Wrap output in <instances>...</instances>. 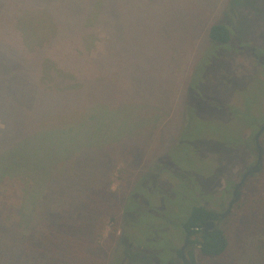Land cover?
Listing matches in <instances>:
<instances>
[{
	"label": "rangeland",
	"instance_id": "1",
	"mask_svg": "<svg viewBox=\"0 0 264 264\" xmlns=\"http://www.w3.org/2000/svg\"><path fill=\"white\" fill-rule=\"evenodd\" d=\"M16 1L13 11L17 17L13 12L12 19L0 24V146L5 149L0 164L13 166L24 140L34 131L47 126L48 130L65 128L69 122L85 119L81 113L71 118L55 115L74 109L68 96L56 94L54 101L51 96L36 99L42 88H33L30 74L27 79L16 57L27 56L31 61L33 57L38 63L42 56L44 71L64 78L75 71L82 73L75 70L87 65L82 56L93 57L98 73L104 70L100 65L105 66L111 85L105 89L68 87L76 92L79 106L86 112L90 106L104 108L108 100L112 104L121 101L124 106L159 103L166 112L149 109L160 120L146 140L113 146L114 153L123 155L136 142L146 146L143 167L133 169L135 155L118 156L114 161L109 173L113 190L127 191L140 175L146 185L159 190L136 191L128 216L123 211L117 222L106 219L97 242L103 245L115 232L108 264H182L176 251L184 242L185 232L178 223L185 217L175 218L182 209L174 192L194 186L193 180L196 186L205 182V186H213L214 198L208 199L212 207L223 210L233 197V190L220 195L226 190L227 178L239 182L256 162V155L238 145L236 137L248 141L256 133L252 131L264 124V0ZM7 5L8 0H0V19L8 11ZM47 11L55 14L53 21ZM50 21L52 28L47 27ZM216 23L229 28L232 43L210 40L208 31ZM67 34L71 37L65 40ZM51 37V48L39 53ZM33 66L30 63L31 69ZM116 81L133 91L126 92L130 98L124 91H116ZM37 118L43 121L37 122ZM152 167L155 170L149 171ZM80 170L74 173L78 175ZM84 184L80 176L79 188ZM21 187L18 179L3 180L0 203L20 204ZM203 198L205 201L203 195L199 197ZM189 256L192 264H198L196 248ZM240 264L250 263L244 259Z\"/></svg>",
	"mask_w": 264,
	"mask_h": 264
},
{
	"label": "trees",
	"instance_id": "2",
	"mask_svg": "<svg viewBox=\"0 0 264 264\" xmlns=\"http://www.w3.org/2000/svg\"><path fill=\"white\" fill-rule=\"evenodd\" d=\"M15 1L8 0V11L4 14L8 18L2 14L4 18L0 19V24L6 23L17 14L13 11V8L17 9ZM22 8L23 6L20 7ZM46 14L53 21L55 14L50 11ZM54 26L56 27V21ZM47 27L52 28V24ZM59 34L61 35V30ZM208 34L214 42H233L229 28L223 23L212 25ZM52 37L38 50L39 53H45L51 48ZM70 37L71 35L67 34L64 39L68 40ZM3 44L5 43L2 42L1 46ZM12 50L16 51L13 48ZM39 57L38 63L33 57L32 61L27 59V56L16 57V62L27 72V79L30 74L33 88L36 91L37 85L42 88V91H37L35 98L48 100L51 96V101H54L56 94L68 96L67 100L71 99L74 109L55 115L71 118L81 113L85 119L76 123L69 122L65 128L48 130L50 127L47 126L48 128L34 131L35 133L24 140L13 166L0 164V183L5 179H18L22 184L23 193L18 205L0 203V264H108L115 242V232L103 245L99 244L96 238L101 233L100 229L105 220L110 218L117 222L123 211L126 218L129 206L136 202V191L151 187V184H145L144 175H140L141 178L139 176L127 191L112 189L109 173L114 161L119 157L130 158L135 155L136 164L133 169L143 167L142 159L146 147L144 143L136 142L123 155L120 151L114 153L113 146L138 138L146 140L160 120L157 115H151L149 109L158 107L166 112L159 103L143 102L124 106L121 101L112 104L113 100L103 104L104 108L90 106L86 112L79 106L76 92L70 91L68 87L78 88L82 85L84 89L93 85L96 88H107L111 83L108 85L106 80L110 74L106 72L105 66L101 64L100 67L104 70L102 74L98 73L96 59L82 56L87 65L75 68L82 73L75 71L68 78H64L46 73L44 64H40L43 61L42 56ZM49 57L56 59L58 56ZM30 63L34 64L32 69L35 74L30 68ZM50 80L55 84L49 86ZM116 85V91H124L123 95L126 96L130 88L124 87L120 82ZM111 88L115 93L114 88ZM35 120L43 121L38 118ZM263 125L259 124L258 130ZM258 130L252 131L253 134L256 132V135ZM255 135L248 141L244 136H241L240 140L237 136L236 142L256 155L257 159ZM260 146L263 168L248 177L241 188L239 201L231 208V213L222 227L213 234L202 230L194 231L197 234L195 241L202 245L195 247L199 256L198 264H240L244 259L250 264H264V132L260 137ZM4 155L5 149L0 146L1 160L5 158ZM77 168L81 169L78 175L74 173ZM154 170V167L149 169ZM84 171L85 174H82ZM31 172L37 174L33 175ZM80 176L85 180V184L79 188ZM195 178L197 179L196 176ZM193 182L192 187L185 185L180 188H187L186 191L177 189L173 194L182 209L181 214L174 217L177 220L180 216L185 217L182 223H178L179 229L182 226L188 230L195 225L201 227L208 218L216 217V212L206 207L212 206L211 200L208 199L210 196L214 198L213 186H205V182L196 186V181ZM235 184L231 176L227 178L226 190L220 195H227L230 190H234ZM151 189L153 193L159 190L156 186ZM202 195L205 201L204 198L199 199ZM201 201H204L203 204ZM160 214V217L168 218L165 214ZM143 216H147V213Z\"/></svg>",
	"mask_w": 264,
	"mask_h": 264
},
{
	"label": "water",
	"instance_id": "3",
	"mask_svg": "<svg viewBox=\"0 0 264 264\" xmlns=\"http://www.w3.org/2000/svg\"><path fill=\"white\" fill-rule=\"evenodd\" d=\"M264 132V125L261 126V128L258 130L257 134L255 135V146L257 148V159L256 162L253 166L248 168L245 173L242 174L239 182L235 184L234 187V192H233V199L230 202L229 208L224 211L223 213L219 214L217 219L209 220L203 227L204 231L207 232H214L215 230L220 229L221 225L225 221V219L230 215L231 213V208L235 203H237L240 199V191L246 180L248 179L249 176L252 174L258 173L262 170L263 168V163H262V149L260 146V137ZM257 167H259L257 169ZM189 237V236H188ZM188 239V238H187ZM186 239L185 245L180 249L181 253V260L183 264H192L190 260L188 259L186 255V249L188 247V240Z\"/></svg>",
	"mask_w": 264,
	"mask_h": 264
},
{
	"label": "flooded vegetation",
	"instance_id": "4",
	"mask_svg": "<svg viewBox=\"0 0 264 264\" xmlns=\"http://www.w3.org/2000/svg\"><path fill=\"white\" fill-rule=\"evenodd\" d=\"M253 166V165H252ZM235 187V186H234ZM233 192H234V190H233ZM232 199H233V197H232ZM231 199V200H232ZM231 200L227 203V205H225V207H224V209L223 210H218L217 208H215L214 206L212 207V206H210V207H208V206H206L210 211L212 210V211H214V212H216V217L215 218H208L206 221H205V223H204V225L203 226H201V227H198V226H192L189 230L186 228V227H184V226H182V229L184 230V232H185V237H184V242H183V245H182V247L185 245V243H186V239L188 240L187 242H188V247H187V249H186V255H187V257H188V259L190 260V256H189V252H190V250L192 249V248H195V247H201L202 245H201V243H198V242H196L195 241V238H196V236H197V234H195L194 233V231H199V230H202L203 232H205V233H207V234H213V233H215L216 231H218V230H215L214 232H207V231H204L203 230V227L205 226V224L207 223V221H209V220H213V219H217L218 218V216H219V214H221V213H223L224 211H226L228 208H229V205H230V202H231ZM172 219V218H171ZM221 227H222V225H221ZM220 227V228H221ZM189 236V237H188ZM181 247V248H182ZM181 248H179V249H177V251H176V257L178 258V259H180V261L182 262V260H181V253H180V249ZM190 262H191V260H190ZM183 264V263H182Z\"/></svg>",
	"mask_w": 264,
	"mask_h": 264
}]
</instances>
